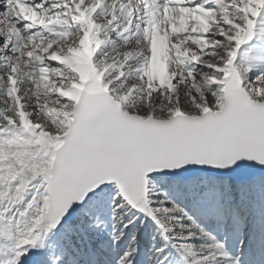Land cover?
<instances>
[{
	"label": "snow or ice",
	"instance_id": "6c2138e0",
	"mask_svg": "<svg viewBox=\"0 0 264 264\" xmlns=\"http://www.w3.org/2000/svg\"><path fill=\"white\" fill-rule=\"evenodd\" d=\"M141 233L148 264L264 247V0H0V264Z\"/></svg>",
	"mask_w": 264,
	"mask_h": 264
},
{
	"label": "rangeland",
	"instance_id": "374dc122",
	"mask_svg": "<svg viewBox=\"0 0 264 264\" xmlns=\"http://www.w3.org/2000/svg\"><path fill=\"white\" fill-rule=\"evenodd\" d=\"M257 240H259L260 236V225H257ZM219 236V232H217ZM222 238V237H220ZM238 239V234H232L229 236V246L232 251H235V243ZM141 254L137 257V264H148L146 254H147V236L144 233L138 237ZM244 260L245 264H264V247H261L259 243L256 244H249L244 249Z\"/></svg>",
	"mask_w": 264,
	"mask_h": 264
}]
</instances>
